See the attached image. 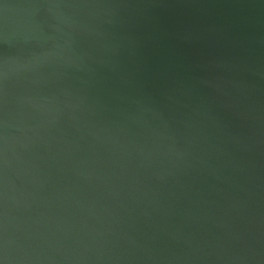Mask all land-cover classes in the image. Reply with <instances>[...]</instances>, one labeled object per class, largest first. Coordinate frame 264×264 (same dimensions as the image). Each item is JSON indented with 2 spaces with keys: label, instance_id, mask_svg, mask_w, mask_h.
<instances>
[{
  "label": "water",
  "instance_id": "95a60500",
  "mask_svg": "<svg viewBox=\"0 0 264 264\" xmlns=\"http://www.w3.org/2000/svg\"><path fill=\"white\" fill-rule=\"evenodd\" d=\"M0 264H264V0H0Z\"/></svg>",
  "mask_w": 264,
  "mask_h": 264
}]
</instances>
